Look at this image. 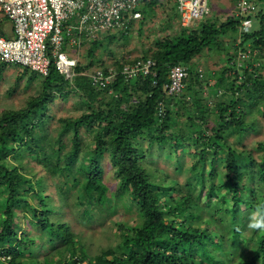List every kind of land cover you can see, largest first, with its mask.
I'll return each mask as SVG.
<instances>
[{
	"label": "trees",
	"instance_id": "1",
	"mask_svg": "<svg viewBox=\"0 0 264 264\" xmlns=\"http://www.w3.org/2000/svg\"><path fill=\"white\" fill-rule=\"evenodd\" d=\"M159 2L141 0V18L143 7L151 9ZM226 15L220 22L205 18L179 24L174 34L157 39L143 54L113 57L110 65L101 67L120 69L125 63L151 58L155 61V76L124 81L117 75L110 84L95 88L85 74L92 59L85 64L78 62L72 83L51 63L49 73L40 76L38 93L30 95L18 108L0 111V264H264V233L244 236L241 232L250 212L257 205H264V141H257L254 151L230 144L231 137H238L240 142L244 134L252 132L250 127L255 130L258 119L253 116L264 115V61L255 64L253 58V51L264 45L262 29L239 31L241 41L233 51L229 50L227 60L234 59L237 49L246 50L244 42L251 38L252 56L247 67L229 74L232 68L224 64L209 86L207 97L196 95L207 80L199 77L194 58L203 49L221 47L226 32L239 28L240 20L234 11ZM133 22L90 43L86 59L93 57L94 49L104 39L112 41L117 33L128 31ZM176 62L188 70L184 89L190 90L192 103L179 100L180 93L164 96L167 65ZM70 90L78 94L88 111L74 118H58V127L47 126L52 118L46 111L49 102L66 96ZM160 101L165 113L158 122ZM179 103L188 110L193 106L196 110L194 124L199 129L192 136L195 143H201L202 150L192 166L197 173L196 182L188 184L183 192L177 190L178 197L174 198L173 191L157 186L146 166L140 163L142 154L133 139L147 134L150 143L156 141L160 145L172 140L175 145L183 133L179 136L171 131L170 123L174 119L172 110ZM248 113L253 114L250 120L246 119ZM36 127L45 130L43 140L36 138ZM208 129L211 133H207ZM92 130L91 155L81 156L86 145L81 133ZM207 147L212 156L205 170ZM106 152L118 180L114 195L116 199L128 197L125 209L134 210L137 216L132 224L118 223L117 240L91 254L85 249L82 235L64 219V210L59 211L70 203L80 205L79 215L86 220L104 206L109 187L102 180L100 163ZM217 153L222 154L220 160L225 170L215 181ZM205 171L207 183L194 193L198 182L204 180ZM44 179L51 181L49 188L54 193L47 189L48 185L43 186ZM78 187L77 194L69 197ZM202 191L203 200L199 197ZM168 200L171 203L162 209ZM241 203L246 206L242 208ZM53 204H58L57 211ZM221 211L230 214L227 226L219 222L217 215ZM22 216L37 229L36 234L18 232ZM41 240L48 244L45 253L40 251ZM35 244L40 251L38 258L27 255Z\"/></svg>",
	"mask_w": 264,
	"mask_h": 264
},
{
	"label": "rangeland",
	"instance_id": "2",
	"mask_svg": "<svg viewBox=\"0 0 264 264\" xmlns=\"http://www.w3.org/2000/svg\"><path fill=\"white\" fill-rule=\"evenodd\" d=\"M236 0H209V11L201 18L194 19L195 21H201L205 18L208 19H216L218 22L223 20L227 15L226 13L234 11V5ZM174 0H160V2L153 6L151 9H144L143 17L137 19L130 26L128 31L115 37L112 41L104 39L103 44L101 46H97L94 49L93 57H87L86 52L88 49V45H85L80 51V62L81 64L88 63L91 59L93 60V64L87 69V73L93 71L95 68L103 67L106 65H110L113 57L117 59L123 58H131L133 56H138L143 54L150 46L154 44L157 39H161L166 35L174 34L180 27L178 13L176 12V8H174ZM3 14V13H2ZM142 15V13H141ZM263 17V18H262ZM261 19L264 20V0L257 1V9L252 18V26L249 31L260 30L264 32V23ZM218 22L216 24H218ZM116 32V30L106 31L100 34V38L104 37L108 32ZM240 29L237 27V31H228L222 37L223 43L221 47L212 46L210 49H203L195 58L194 64L196 69H200L202 73V77L207 80V84H202L203 86L196 91V95L201 97H207L209 86L213 82L215 76L219 74L221 68L225 66L224 64L231 65V68L228 73H233L236 69L241 71L243 67L247 65V60L252 56L249 45L252 43V39H248L244 42V47H246V52H248L249 56L244 61L243 65H238L239 62L237 60V56L239 55L237 52L241 49H237V56L234 58L235 60H227L229 50L233 51L234 46L237 45L242 39V36L239 33ZM223 46H225L223 48ZM67 47L64 45V49ZM250 50V51H249ZM253 58L256 60V64L258 62L264 61V45H260L256 50L253 51ZM235 62L232 65V62ZM6 70L2 71V77L0 76V111L2 109L7 108H18L22 106L25 100L33 94L39 92L40 83L38 76L30 71H24L23 67L12 65L8 67L5 66ZM240 76V75H239ZM195 89L198 87V84L194 85ZM110 93V92H109ZM178 99L182 101H187L188 103H192V94L189 89H184L182 93H180ZM132 100H135L132 98ZM136 101V100H135ZM82 104L81 98H79L78 94L75 91H69L68 94L64 97H55L53 98L47 108V113L51 115L50 121H48L47 126L50 124L58 125V118L61 117H78L81 113H84L87 110ZM179 107L176 108L174 106L172 110V123H170L171 131L177 133H183L181 137L178 138L177 143L168 141L163 144H158L156 141L150 143L149 135H137L134 137L133 142L137 151L142 154L140 158V163L146 166V169L149 171L150 176L156 181L157 186L166 188L167 190L173 191L174 198L178 197L176 194L177 190L185 191L187 189V185L196 182L197 173L192 170V166L196 164L197 156L200 154L202 150L201 143H195L193 138V132L197 131L199 127H197L194 123H196L195 115L196 110L194 106L191 110L186 109L185 107H181L180 103ZM177 105V106H178ZM121 107H125V104H121ZM247 111V110H246ZM253 114H249L246 116L247 120H250L253 117L258 119V123L256 124L255 130L250 127V131L246 135L244 134L242 140L238 142V137L233 136L230 138L231 146L235 144H239L240 148H252L255 150L254 145L257 141H264V115L257 114L253 116ZM192 117V118H191ZM210 118H213V114H210ZM57 129V128H56ZM93 130L89 133H81V138L85 140L86 145L81 156H90L93 148L92 143V134ZM207 133H211V130L208 129ZM36 138L38 140H43L45 136V130L39 129V127L35 128ZM180 136V135H179ZM255 153V152H254ZM222 154L216 155V160L214 162L215 172H214V180L217 181L218 177L224 172L225 168L222 165L220 160ZM212 156L211 150L209 147L206 148V159L204 161L205 170L210 166V157ZM10 157V156H9ZM101 169H102V180L109 187L108 191V199L106 200L103 207H100L96 211L92 212L93 215L90 219H86L79 215L82 209L80 205H74L72 203L68 204L65 209L61 211L64 215V219L71 223V227L73 230L80 235H82V241L87 245L85 249L89 253H97L101 249L106 248L112 242L117 240V224L118 223H126L132 224L134 219L136 218L135 211H129L125 209V203L128 199L126 198H117L114 195L115 190L118 186V180L114 173L113 163L109 160V153H104L101 158ZM34 166L30 164V167ZM204 180L198 182L195 188V192L200 191V188L204 187L207 183V175L206 171L204 172ZM47 189L54 193V189L49 188L52 186L50 180H43V186H47ZM79 187L77 190H73L69 197H73L79 191ZM30 197H33L31 193L28 194ZM199 197L203 200L204 195L203 191L199 193ZM171 203V200H168L166 204H162V209H166L168 205ZM225 207V205H222ZM246 205L241 203V207L244 208ZM55 211L58 210V204H53ZM209 210V209H208ZM203 215H206L203 212ZM230 214L224 211L218 213L217 217L219 218V222L221 225L227 226V220ZM30 217V215H28ZM213 220H209V223H212ZM19 223L21 228L18 230L21 233L23 230L28 232L29 235H34L37 233V229L35 230L28 222L26 221V217H21L19 219ZM203 225L202 222L199 223ZM247 223L241 227V232L244 236H250L252 231H248ZM41 246L43 253L46 252L48 248V244L45 241L41 240ZM34 249L31 253H27V255L33 254L35 257H40V251L38 245H34ZM50 247V246H49Z\"/></svg>",
	"mask_w": 264,
	"mask_h": 264
},
{
	"label": "built area",
	"instance_id": "3",
	"mask_svg": "<svg viewBox=\"0 0 264 264\" xmlns=\"http://www.w3.org/2000/svg\"><path fill=\"white\" fill-rule=\"evenodd\" d=\"M174 3L181 25H188L209 11V0H174ZM140 6L141 0H0V11L12 23L11 36L0 33V60L25 66L39 76L47 75L53 63L64 79L72 83L81 49L103 32L127 28L141 17ZM256 9L255 0L235 1L234 15L240 20L241 32L249 31ZM237 53L238 65H243L249 54L245 50ZM154 66L155 61L146 58L125 63L120 69L98 67L85 74L93 87L102 88L117 75L124 81L155 76ZM167 66L168 81L163 85V93L169 98L183 92L188 70L179 62ZM196 70L202 77L201 70ZM164 113L165 106L160 101L158 122Z\"/></svg>",
	"mask_w": 264,
	"mask_h": 264
},
{
	"label": "clouds",
	"instance_id": "4",
	"mask_svg": "<svg viewBox=\"0 0 264 264\" xmlns=\"http://www.w3.org/2000/svg\"><path fill=\"white\" fill-rule=\"evenodd\" d=\"M246 228L248 231L264 233V205H257L250 212Z\"/></svg>",
	"mask_w": 264,
	"mask_h": 264
},
{
	"label": "crops",
	"instance_id": "5",
	"mask_svg": "<svg viewBox=\"0 0 264 264\" xmlns=\"http://www.w3.org/2000/svg\"><path fill=\"white\" fill-rule=\"evenodd\" d=\"M255 1H256V4H257L258 0H255ZM174 5H175V3H174ZM0 33L2 35H4V36H7V37L12 35V23L7 17H5L2 14L1 11H0ZM14 64L15 63H9V62H4V61L0 60V76L2 77V71L3 70L7 71V69H5L6 65H8V67H10V66H12ZM15 65L22 67L19 64H15Z\"/></svg>",
	"mask_w": 264,
	"mask_h": 264
}]
</instances>
